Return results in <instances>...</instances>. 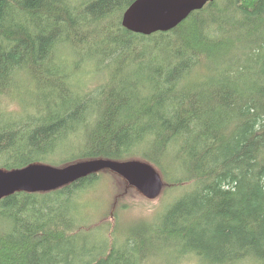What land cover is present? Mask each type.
Listing matches in <instances>:
<instances>
[{"label":"trees","instance_id":"trees-1","mask_svg":"<svg viewBox=\"0 0 264 264\" xmlns=\"http://www.w3.org/2000/svg\"><path fill=\"white\" fill-rule=\"evenodd\" d=\"M133 1L0 0V168L137 158L187 189L112 239L83 223L103 172L7 196L0 264H264V0L151 35L123 27Z\"/></svg>","mask_w":264,"mask_h":264},{"label":"water","instance_id":"water-1","mask_svg":"<svg viewBox=\"0 0 264 264\" xmlns=\"http://www.w3.org/2000/svg\"><path fill=\"white\" fill-rule=\"evenodd\" d=\"M214 0H134L122 15L127 30L151 35L176 28L192 12ZM112 171L148 199L158 198L165 187L159 170L141 159L78 160L63 166L42 162L21 168H0V200L17 192H46L58 189L91 174Z\"/></svg>","mask_w":264,"mask_h":264},{"label":"rangeland","instance_id":"rangeland-1","mask_svg":"<svg viewBox=\"0 0 264 264\" xmlns=\"http://www.w3.org/2000/svg\"><path fill=\"white\" fill-rule=\"evenodd\" d=\"M89 66L92 67L93 75L85 70L76 76L82 83L94 85L101 80L100 75L96 74L97 71L95 73V66ZM8 107L14 109V106ZM159 172L164 179L165 188L158 198L148 199L129 186L121 176L112 171H103L100 182L81 199L85 203L83 223L86 229H99L105 238H124V232L132 225L157 220L166 207L187 189L171 187L174 176L171 171L166 176L160 170ZM164 256L162 253L155 254L144 264H168L162 262L161 257ZM191 263L192 260L189 259L181 261V264Z\"/></svg>","mask_w":264,"mask_h":264}]
</instances>
